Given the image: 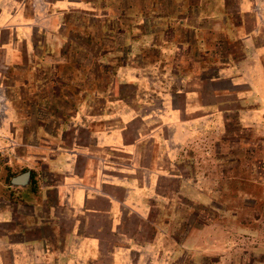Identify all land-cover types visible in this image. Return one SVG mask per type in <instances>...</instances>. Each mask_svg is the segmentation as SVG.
Here are the masks:
<instances>
[{"label":"rangeland","instance_id":"374dc122","mask_svg":"<svg viewBox=\"0 0 264 264\" xmlns=\"http://www.w3.org/2000/svg\"><path fill=\"white\" fill-rule=\"evenodd\" d=\"M5 3L30 24L18 25L17 35L12 19L0 27V207L15 211L6 180L39 167L38 138L60 122L59 112L70 107L65 149L76 152L93 151L94 108L122 122L134 115L126 138L140 130L144 139L133 161L139 168L156 161L149 210L126 215L113 236L103 219L102 256L88 264H264V96H248L244 78L264 47V0ZM230 31L237 36L224 37ZM56 96L75 97L70 105ZM171 106L179 109L173 115ZM164 110L196 132L183 149L157 158L145 135ZM174 129L162 136L171 139ZM101 155V167H130L127 154ZM78 157L77 173L86 156Z\"/></svg>","mask_w":264,"mask_h":264},{"label":"crops","instance_id":"0c3cea01","mask_svg":"<svg viewBox=\"0 0 264 264\" xmlns=\"http://www.w3.org/2000/svg\"><path fill=\"white\" fill-rule=\"evenodd\" d=\"M170 1L174 3L176 0ZM5 4V0H0V27L8 26V21L12 19L13 33L17 35V26L25 30V26L30 22L25 23L28 19L24 17L21 8L11 12L5 8L2 9ZM226 33L228 34L224 37L236 35L232 31ZM255 53L257 55L254 58V70H251L249 66L245 68V84L249 85L248 96L263 98L264 47L255 49ZM45 63L47 67L58 66V64ZM147 63L150 62H143V65ZM248 70L251 72H247ZM135 76L138 75L135 73ZM216 76L212 73L206 80L215 81ZM132 83L135 82H128L130 85ZM213 91H215L214 88ZM56 97L71 105L75 96ZM81 97L83 100L88 96ZM113 97L120 99L118 96ZM69 109L59 112L57 117L60 122L53 124V130H46L47 135L39 136L40 146L44 144L42 148L44 151L40 154L42 156L36 162L39 167L12 173L6 180L5 184L10 189L6 190L5 197L16 209L11 212L8 208L0 207V227H3L0 231V264L95 262L102 256L103 219L108 222L107 229L113 236L117 234L116 231L119 230L126 215L136 213L139 216H145L148 213L147 202L151 197L153 185L151 180L158 179V175L154 176L149 166L155 164V160L148 162V167L140 168L136 165L138 163L133 161L138 158L140 141L144 139L140 130H136L132 140L126 138L125 133L130 129L135 116L131 115L123 123L122 116L118 113L114 114V111L105 117L102 116L103 113L97 112L96 108L89 112L88 116H97L96 121L92 120L93 125L89 129L92 134L93 151L90 149L87 151L94 153L91 156L86 153L87 151L82 152L80 149L77 152L65 149L68 143L65 142L66 129L63 126L65 121L71 118ZM170 110V115H173L179 109L171 106ZM250 111L251 109L246 110L245 115L248 116ZM166 114L167 110H164L161 122L154 125L149 133H144L145 138L152 139L153 156L157 158L159 155L162 157L163 153L165 155L177 153L196 132V126L183 122L176 124L174 121L173 123L170 121L172 118H168ZM141 119L145 118L142 116ZM38 126L43 130L45 125ZM171 127H176L174 137L166 139L161 131ZM88 144L91 146L90 142ZM75 146L86 148L87 145ZM104 150L113 154L112 156L127 154L128 160L131 161L130 167H126V170L121 172H117L119 168L113 169L112 166L101 167L104 163L101 153ZM80 153H84L86 158H84L82 171L77 173L71 171L74 165L72 160L75 157L79 158ZM25 172H29L28 180L23 183L14 181ZM118 189L122 190V197L117 196ZM90 220H93L94 224H91ZM9 224H13V230H7L6 227Z\"/></svg>","mask_w":264,"mask_h":264},{"label":"water","instance_id":"95a60500","mask_svg":"<svg viewBox=\"0 0 264 264\" xmlns=\"http://www.w3.org/2000/svg\"><path fill=\"white\" fill-rule=\"evenodd\" d=\"M29 178V172H25L21 174L19 177L15 178L14 181H19V182H25Z\"/></svg>","mask_w":264,"mask_h":264},{"label":"trees","instance_id":"16d2710c","mask_svg":"<svg viewBox=\"0 0 264 264\" xmlns=\"http://www.w3.org/2000/svg\"><path fill=\"white\" fill-rule=\"evenodd\" d=\"M103 52H105V50H103Z\"/></svg>","mask_w":264,"mask_h":264}]
</instances>
